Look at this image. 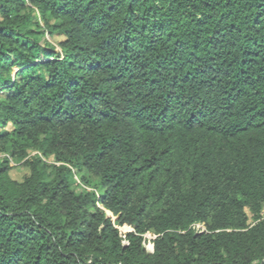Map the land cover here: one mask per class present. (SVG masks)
I'll list each match as a JSON object with an SVG mask.
<instances>
[{"label": "trees", "instance_id": "obj_1", "mask_svg": "<svg viewBox=\"0 0 264 264\" xmlns=\"http://www.w3.org/2000/svg\"><path fill=\"white\" fill-rule=\"evenodd\" d=\"M263 212L264 0H0V264H264Z\"/></svg>", "mask_w": 264, "mask_h": 264}, {"label": "rangeland", "instance_id": "obj_2", "mask_svg": "<svg viewBox=\"0 0 264 264\" xmlns=\"http://www.w3.org/2000/svg\"><path fill=\"white\" fill-rule=\"evenodd\" d=\"M10 164L12 165V170L10 171V176L12 179L14 180H18L20 181L24 175L27 174V169L23 166L20 165H14L13 162H10ZM77 181V179H76ZM263 216H264V212H263ZM193 228H195L196 230H203V227L199 226V225H195ZM121 232H126L128 231V229L126 227L120 228L119 229ZM154 237L146 234L144 236L145 239V248L146 250L150 251L151 250V244L149 243L150 240H152Z\"/></svg>", "mask_w": 264, "mask_h": 264}]
</instances>
